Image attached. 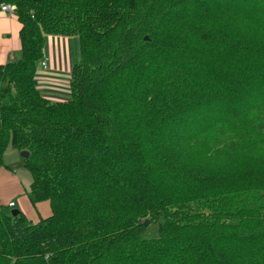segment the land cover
Wrapping results in <instances>:
<instances>
[{
    "label": "trees",
    "instance_id": "obj_1",
    "mask_svg": "<svg viewBox=\"0 0 264 264\" xmlns=\"http://www.w3.org/2000/svg\"><path fill=\"white\" fill-rule=\"evenodd\" d=\"M2 3L0 167L29 152L51 216L0 205V264H264V0ZM48 36L79 42L68 102L37 87Z\"/></svg>",
    "mask_w": 264,
    "mask_h": 264
},
{
    "label": "crops",
    "instance_id": "obj_2",
    "mask_svg": "<svg viewBox=\"0 0 264 264\" xmlns=\"http://www.w3.org/2000/svg\"><path fill=\"white\" fill-rule=\"evenodd\" d=\"M21 29L22 24L16 16L9 17L0 13V66L22 58ZM74 38L77 37L48 36L46 38L44 60L47 61L49 58V65L47 64L49 70L43 71L39 68L36 80L39 92L43 93L42 96L49 101L64 103L71 100L70 88L65 89L60 83L70 80L69 76L73 67L79 63L71 47L76 42ZM58 49H62L64 55ZM79 56L80 53L78 59ZM20 153L9 147L3 155L6 166L0 167V205L3 209L4 207L9 209L11 207L8 204L15 203L16 200L17 203L11 209H18L32 224H38L41 220L51 216L50 203L32 204L29 197L32 184L31 174L25 168L20 172L13 170V167L20 164Z\"/></svg>",
    "mask_w": 264,
    "mask_h": 264
},
{
    "label": "rangeland",
    "instance_id": "obj_3",
    "mask_svg": "<svg viewBox=\"0 0 264 264\" xmlns=\"http://www.w3.org/2000/svg\"><path fill=\"white\" fill-rule=\"evenodd\" d=\"M101 6H100V4H96V6H95V15H96V17L98 18V17H102L103 16V13H102V8H100ZM109 8V7H108ZM111 9V8H110ZM197 36H200V33H198L197 34ZM62 37H68V36H62ZM75 39V41L76 42H74L75 44L73 45V46H71L72 47V50H73V53H74V57H75V59L77 60V62H81V59H80V56H79V59H78V55H79V49H78V39L77 38H74ZM199 41H201L200 42V44L201 45H204L203 43H202V40H203V38H201V39H198ZM55 51H56V49H55ZM58 51L60 52V53H62V55H64V53H63V51H62V49H58ZM47 58H48V56H47ZM59 59H61V57L59 58ZM47 64L49 65V58L47 59ZM60 64V63H59ZM39 69V68H38ZM48 70H49V66H48V68H47ZM73 70V69H72ZM38 72V71H37ZM71 75H72V71H71V73H70V80H68V81H64V83H60L61 84V86H63V87H65V89H69L70 88V83H71ZM54 85V84H53ZM69 86V87H68ZM38 87V86H37ZM39 90V89H38ZM70 94H72V92H71V90H70V92H69ZM43 94V93H42ZM72 97V95L70 96V98ZM50 102H52V101H50ZM52 103H56V102H52ZM143 145H146V141H143ZM3 162V166H6L4 163H6L4 160L2 161ZM2 166V167H3ZM215 167H218V168H222V166H217V165H214ZM21 169H24V159H22V158H20V164H18L16 167H13V170H15V172H20L21 171ZM213 170H214V167H213ZM30 174V173H29ZM31 176V175H30ZM31 188V187H30ZM15 203H17V201L15 200L14 201ZM9 205V204H8ZM6 210V211H5ZM13 210H16V209H13ZM11 208H9V209H7V208H5L4 207V209H3V211H4V213H6V214H8V215H10L11 213H12V211H13ZM18 210V209H17Z\"/></svg>",
    "mask_w": 264,
    "mask_h": 264
},
{
    "label": "built area",
    "instance_id": "obj_4",
    "mask_svg": "<svg viewBox=\"0 0 264 264\" xmlns=\"http://www.w3.org/2000/svg\"><path fill=\"white\" fill-rule=\"evenodd\" d=\"M0 13H3L9 17H13V16H16V8L14 5L2 3V4H0ZM39 68L43 71H46L47 70V62L45 60H43L39 64ZM8 206L11 208H14L15 203H9Z\"/></svg>",
    "mask_w": 264,
    "mask_h": 264
},
{
    "label": "water",
    "instance_id": "obj_5",
    "mask_svg": "<svg viewBox=\"0 0 264 264\" xmlns=\"http://www.w3.org/2000/svg\"><path fill=\"white\" fill-rule=\"evenodd\" d=\"M145 40H148V38H145ZM20 157H21L22 159H24V160H27V159H29V157H30V153L27 152V151H23V152L20 153ZM19 213H20V212H19L18 210H13L12 213H11V215H12L13 217H16V216L19 215Z\"/></svg>",
    "mask_w": 264,
    "mask_h": 264
}]
</instances>
